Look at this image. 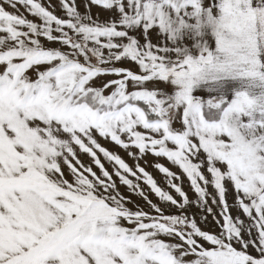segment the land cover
Wrapping results in <instances>:
<instances>
[{
    "label": "snow or ice",
    "instance_id": "obj_1",
    "mask_svg": "<svg viewBox=\"0 0 264 264\" xmlns=\"http://www.w3.org/2000/svg\"><path fill=\"white\" fill-rule=\"evenodd\" d=\"M83 6L0 0V264H264V0Z\"/></svg>",
    "mask_w": 264,
    "mask_h": 264
},
{
    "label": "rangeland",
    "instance_id": "obj_2",
    "mask_svg": "<svg viewBox=\"0 0 264 264\" xmlns=\"http://www.w3.org/2000/svg\"><path fill=\"white\" fill-rule=\"evenodd\" d=\"M52 3L53 4H58V0H52ZM77 5H78V10H80L83 13L85 11L84 6H83L84 5V0H77ZM9 10H11V9H9ZM91 11H92V14L93 15H96L97 13H99L101 19H104L106 17V15H107L105 12L101 11L96 6H92ZM56 14L57 15H61L62 13L60 12L59 9H57ZM29 18L31 19V17H29ZM119 154L130 165L133 163V161L131 159H129L123 151H120ZM148 159L151 162V158L149 157ZM141 164H142V166H145L143 161H141ZM146 170L149 171L153 175V177L157 180L158 184L162 188H165V190H168L167 187H166V184L164 182V178H163L162 174L158 173V171H156L152 167H146ZM172 170L173 171H176L175 168H172ZM184 187H185V191H188V189H187V181H185ZM121 190L124 191L123 188ZM125 194L127 195L126 192H125ZM188 195H189L190 198L192 197V193L191 192H188ZM133 198L135 199V197H133ZM149 198L152 199L154 202H157V198L153 194H151L150 192H149ZM231 199H232V197H231V195H229V202H231ZM189 211H196L195 206H193L192 208H190ZM209 219H211V217H209Z\"/></svg>",
    "mask_w": 264,
    "mask_h": 264
}]
</instances>
